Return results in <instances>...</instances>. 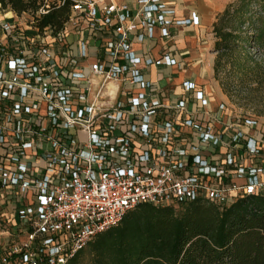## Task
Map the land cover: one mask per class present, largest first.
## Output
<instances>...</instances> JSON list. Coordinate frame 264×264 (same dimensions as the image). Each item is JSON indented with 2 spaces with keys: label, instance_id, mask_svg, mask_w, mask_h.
<instances>
[{
  "label": "built area",
  "instance_id": "built-area-1",
  "mask_svg": "<svg viewBox=\"0 0 264 264\" xmlns=\"http://www.w3.org/2000/svg\"><path fill=\"white\" fill-rule=\"evenodd\" d=\"M199 24L165 0H74L56 35L0 18V192L21 202L0 264H68L144 203L264 196L261 123L190 79L164 98L148 70L180 62L134 48Z\"/></svg>",
  "mask_w": 264,
  "mask_h": 264
},
{
  "label": "trees",
  "instance_id": "trees-1",
  "mask_svg": "<svg viewBox=\"0 0 264 264\" xmlns=\"http://www.w3.org/2000/svg\"><path fill=\"white\" fill-rule=\"evenodd\" d=\"M73 2L0 0V9L29 13L33 28L56 35L65 29ZM215 31L217 68L232 50L234 34L219 25ZM254 38L264 46V24ZM68 264H264V196H244L223 209L205 200L179 207L141 204Z\"/></svg>",
  "mask_w": 264,
  "mask_h": 264
},
{
  "label": "crops",
  "instance_id": "crops-1",
  "mask_svg": "<svg viewBox=\"0 0 264 264\" xmlns=\"http://www.w3.org/2000/svg\"><path fill=\"white\" fill-rule=\"evenodd\" d=\"M108 3L109 0H99ZM119 2L125 0H117ZM171 7L177 10L179 18L187 17L193 11L200 17L199 25H189L185 27L174 28L173 40L166 42L160 37L155 40L141 44L135 42L134 48L140 53H148L151 56L159 57L168 47L174 56L180 62L175 66L153 67L148 70L146 77L156 81L160 87L161 95L169 99L171 96L181 95L183 93L182 83L190 79L196 82L197 87L205 92L210 101V107L213 112L223 119L226 112L218 110L222 102L228 104L227 96L221 89H217L220 95L214 94L212 85V75L214 73L215 54L212 53L211 36L215 22V13L220 7V0H165ZM8 15V13H7ZM14 14L8 17H13ZM0 38L3 34L0 31ZM67 39L75 47V34L69 31ZM96 43H100L99 41ZM58 47V46H57ZM92 60V59H91ZM180 74H182L181 77ZM209 74L208 78L206 75ZM202 118L201 115H199ZM229 119V117H228ZM219 125V124H218ZM245 130H249L244 127ZM261 134L264 136V128L261 126ZM240 182L242 180H239ZM0 252L13 243V237L16 228L13 224L17 221V208L20 199L9 190L0 192Z\"/></svg>",
  "mask_w": 264,
  "mask_h": 264
},
{
  "label": "rangeland",
  "instance_id": "rangeland-1",
  "mask_svg": "<svg viewBox=\"0 0 264 264\" xmlns=\"http://www.w3.org/2000/svg\"><path fill=\"white\" fill-rule=\"evenodd\" d=\"M220 7L215 13V22L211 36L212 53L215 54L212 85L214 94L220 95L221 89L227 98L228 107L247 117L256 118L264 128V46L256 43L255 30L264 24V0H220ZM12 11L0 9V18L8 17ZM8 13V15H7ZM12 21L27 34L32 32V16L29 13L16 15ZM215 25L226 31H232V50L216 62L220 54L215 50L218 35ZM180 74L179 77H181ZM208 78L209 74L206 75ZM218 89V90H217ZM227 90V92H226Z\"/></svg>",
  "mask_w": 264,
  "mask_h": 264
}]
</instances>
